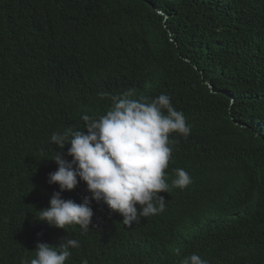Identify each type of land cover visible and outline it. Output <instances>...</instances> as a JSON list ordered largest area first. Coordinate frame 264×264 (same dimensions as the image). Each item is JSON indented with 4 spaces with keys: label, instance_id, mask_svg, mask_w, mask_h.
Masks as SVG:
<instances>
[{
    "label": "trees",
    "instance_id": "1",
    "mask_svg": "<svg viewBox=\"0 0 264 264\" xmlns=\"http://www.w3.org/2000/svg\"><path fill=\"white\" fill-rule=\"evenodd\" d=\"M128 89L184 113L166 176L192 183L157 215L78 239L65 264H264V0H0V264L35 258L41 192L21 182L51 135Z\"/></svg>",
    "mask_w": 264,
    "mask_h": 264
},
{
    "label": "clouds",
    "instance_id": "2",
    "mask_svg": "<svg viewBox=\"0 0 264 264\" xmlns=\"http://www.w3.org/2000/svg\"><path fill=\"white\" fill-rule=\"evenodd\" d=\"M134 91L99 93L111 101L106 114L82 115V131L54 132L48 152L33 161L29 175L42 179L28 175L21 185L41 192L39 198L32 196L40 204L36 215L43 221L41 242L36 244L35 258L21 264H65L80 246L78 239L87 242L121 217L130 226L141 217L157 215L165 210L171 188L181 190L192 183L182 168L173 170L172 181L166 176L173 153L170 134L187 137L191 132L184 113L165 93L132 99ZM45 231L57 232L62 244H49L51 237H45ZM175 255L181 256L179 248ZM179 264L210 262L190 253Z\"/></svg>",
    "mask_w": 264,
    "mask_h": 264
},
{
    "label": "bare ground",
    "instance_id": "3",
    "mask_svg": "<svg viewBox=\"0 0 264 264\" xmlns=\"http://www.w3.org/2000/svg\"><path fill=\"white\" fill-rule=\"evenodd\" d=\"M252 85V84H251Z\"/></svg>",
    "mask_w": 264,
    "mask_h": 264
}]
</instances>
